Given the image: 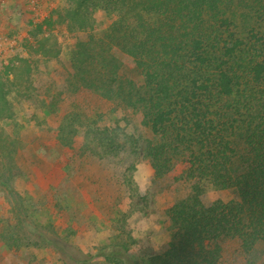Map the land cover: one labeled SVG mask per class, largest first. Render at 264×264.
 I'll list each match as a JSON object with an SVG mask.
<instances>
[{"label": "trees", "instance_id": "obj_1", "mask_svg": "<svg viewBox=\"0 0 264 264\" xmlns=\"http://www.w3.org/2000/svg\"><path fill=\"white\" fill-rule=\"evenodd\" d=\"M75 3L58 11L69 30L92 32L95 9L112 18L102 35L74 42L75 83L139 110L154 136L144 145L154 175L174 172L190 185L167 206L169 238L150 264H222L227 239H237L247 258L264 264V0ZM52 19L44 17L36 31L49 30ZM52 38L41 36L34 51L58 55ZM118 53L132 58L141 84L121 72ZM119 136L115 128L98 126L93 141L112 150ZM206 182L230 189L233 198L206 203ZM129 246L121 233L98 255L138 264Z\"/></svg>", "mask_w": 264, "mask_h": 264}, {"label": "rangeland", "instance_id": "obj_2", "mask_svg": "<svg viewBox=\"0 0 264 264\" xmlns=\"http://www.w3.org/2000/svg\"><path fill=\"white\" fill-rule=\"evenodd\" d=\"M75 5L0 0V264H116L98 252L121 233L136 263L150 264L169 238L167 206L190 189L177 173L154 175L144 155L154 136L139 110L75 83L74 42L100 35L112 21L104 9H95L92 32L69 30L58 11ZM49 14L53 25L37 32ZM50 33L59 54L46 57L33 44ZM118 55L121 72L141 84L132 58ZM98 126L120 135L112 150L95 147ZM204 186L206 203L234 196L230 189ZM222 245V264L256 262L237 239Z\"/></svg>", "mask_w": 264, "mask_h": 264}, {"label": "built area", "instance_id": "obj_3", "mask_svg": "<svg viewBox=\"0 0 264 264\" xmlns=\"http://www.w3.org/2000/svg\"><path fill=\"white\" fill-rule=\"evenodd\" d=\"M1 51V50H0Z\"/></svg>", "mask_w": 264, "mask_h": 264}]
</instances>
